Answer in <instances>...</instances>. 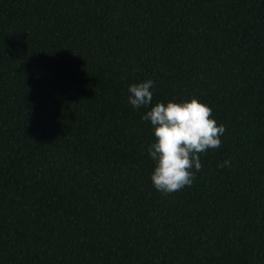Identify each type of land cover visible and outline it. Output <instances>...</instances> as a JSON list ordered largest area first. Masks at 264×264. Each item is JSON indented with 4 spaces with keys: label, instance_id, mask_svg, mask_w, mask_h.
Wrapping results in <instances>:
<instances>
[{
    "label": "trees",
    "instance_id": "16d2710c",
    "mask_svg": "<svg viewBox=\"0 0 264 264\" xmlns=\"http://www.w3.org/2000/svg\"><path fill=\"white\" fill-rule=\"evenodd\" d=\"M192 96L226 131L164 194L142 117ZM0 264H264V0H0Z\"/></svg>",
    "mask_w": 264,
    "mask_h": 264
},
{
    "label": "clouds",
    "instance_id": "9594fccd",
    "mask_svg": "<svg viewBox=\"0 0 264 264\" xmlns=\"http://www.w3.org/2000/svg\"><path fill=\"white\" fill-rule=\"evenodd\" d=\"M154 87L151 79L130 84L128 103L133 108L152 104ZM142 119L151 123L155 137L148 148L154 161L151 181L164 194L191 186L196 172L202 170L200 154L219 148L226 131L212 118V109L195 96L180 102H156ZM230 166L229 160L218 165Z\"/></svg>",
    "mask_w": 264,
    "mask_h": 264
}]
</instances>
